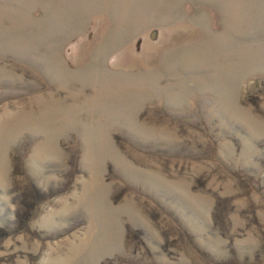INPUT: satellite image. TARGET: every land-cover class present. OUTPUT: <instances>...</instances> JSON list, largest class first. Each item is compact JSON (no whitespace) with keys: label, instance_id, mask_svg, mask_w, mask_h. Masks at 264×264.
<instances>
[{"label":"rangeland","instance_id":"374dc122","mask_svg":"<svg viewBox=\"0 0 264 264\" xmlns=\"http://www.w3.org/2000/svg\"><path fill=\"white\" fill-rule=\"evenodd\" d=\"M0 264H264V0H0Z\"/></svg>","mask_w":264,"mask_h":264}]
</instances>
